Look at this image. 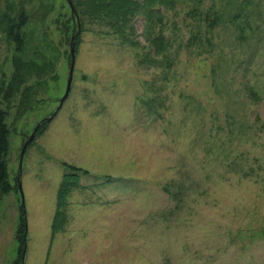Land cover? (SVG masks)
Listing matches in <instances>:
<instances>
[{"label":"rangeland","instance_id":"obj_1","mask_svg":"<svg viewBox=\"0 0 264 264\" xmlns=\"http://www.w3.org/2000/svg\"><path fill=\"white\" fill-rule=\"evenodd\" d=\"M70 1L0 0V14L28 23L19 52L0 18L12 186L0 193V264H264V0L235 22L236 0L147 4L168 10L166 31L147 5L124 28ZM194 8L216 28L189 19ZM160 29L174 39L163 51ZM38 48L50 73L16 78Z\"/></svg>","mask_w":264,"mask_h":264},{"label":"trees","instance_id":"obj_2","mask_svg":"<svg viewBox=\"0 0 264 264\" xmlns=\"http://www.w3.org/2000/svg\"><path fill=\"white\" fill-rule=\"evenodd\" d=\"M155 2L156 0H142V1L140 0H92L90 1V6L92 9L102 12L103 15L100 16L101 18L114 20V23H113L114 25L125 28L126 26L128 27L131 24V21L134 20V18L137 15L141 14V12L145 10V7L147 4L151 6V5H154ZM160 2L162 5H164L165 8L172 10L174 12L177 9L176 7H177V4L179 3V0H160ZM200 3H201V0H198V4ZM251 6L253 7L258 6L257 0H236L235 2H233V8L239 11H237V13L234 14L231 21L235 22L236 20L241 19L243 16H245L246 18L248 16L250 17V15L252 14V11L249 10V8ZM146 10L147 11H145L144 13L146 17L149 19V21H150V17L152 19L154 17L153 15L158 14L156 21L162 25L165 31L170 28L169 27L170 24L168 23V21H165V20L170 19L169 14H167L168 10L166 12H164L163 10L162 11L156 10L155 12L153 9H149L148 5H147ZM24 12L25 10L22 11V13ZM174 13H177V12H174ZM186 16L189 19H194V20H197L198 17L200 16L199 19H203L204 22H207L210 30H214L220 22L219 20L220 18L218 16H214V14L211 15L210 13L209 14L203 13L202 15V13L200 12L198 8L189 10ZM0 18L2 21L1 27L3 29L1 31L5 33V35L10 41V44L14 43L17 45V51L19 52L22 51L20 46L23 47L24 40L22 39L19 31L17 32V35H15L14 32L16 30L21 31L22 29L28 27L27 21L20 22L18 21L19 19H16V18L14 19V18L9 17L8 13L4 11L0 14ZM17 23H19V25H17ZM172 25L173 27H175L176 23H173ZM247 26H249L248 23H247ZM163 29H160L158 36H155L153 39V43L157 45L158 50H162V51L165 48H168L169 46H171V43L174 42V39L172 40L167 39L166 36L163 35ZM118 31L121 33L120 30ZM23 34L25 35V37H27L26 32ZM240 40L248 42L247 38H245L242 33L240 35ZM200 41H201V38H200L199 33H195V34L193 33L192 37L189 40V43L200 42ZM43 45L44 44H42V46ZM39 59H42L41 60L42 63L38 61ZM47 60H50L49 56L45 54L44 52H40V48H38V51L34 53V58L30 62L21 63V64L15 63L16 69H15L14 76L16 78H20V80L22 81V77L25 74V69L27 68L34 69L36 66L38 67V65H40V69H39L40 71L42 72L47 71V73L49 74L50 68H52V65H49L47 63ZM167 65L170 66V63L167 62ZM11 85H12V82H11ZM251 96L257 97V94H251ZM231 118L235 119V117H231ZM9 135H10V131H9V127L7 124V114L0 106V193L1 194H7L12 189V186L9 181V171H8V163H7V154L9 151ZM71 169L75 172L80 171V169L75 168V167H71ZM71 177H75V175ZM69 178L70 177L67 176L65 178L66 180L61 185V189L59 193V203L60 204H62V202L66 200L69 190L71 188L70 183L72 182ZM67 179H69L70 181H68ZM72 184H75V183H72ZM23 209H24V206H22V210ZM20 229H21L20 237L23 243V238H25V233H26V221L25 220H24V223L21 224Z\"/></svg>","mask_w":264,"mask_h":264},{"label":"water","instance_id":"obj_3","mask_svg":"<svg viewBox=\"0 0 264 264\" xmlns=\"http://www.w3.org/2000/svg\"><path fill=\"white\" fill-rule=\"evenodd\" d=\"M69 4L72 6V2L69 0ZM73 8V7H72ZM71 55H72V64H71V70H70V74H69V79H68V87H67V92L65 97L62 99L61 103L63 104L66 99L69 96V93L71 91V85H72V81H73V77H74V70H75V64H76V60H75V47H74V41L71 44ZM60 109V108H59ZM53 118V117H52ZM52 118H50L48 120V122H50L52 120ZM35 134L32 135V137L30 138V140L25 144V148L23 150V153L21 155V162H20V176L18 178V186H19V190L21 192L22 195V199H23V206L25 204L24 202V193H23V186L21 183V175H22V169H23V159H24V155H25V151L27 149V147L29 146V144L32 142V140L34 139ZM25 255V252H24Z\"/></svg>","mask_w":264,"mask_h":264}]
</instances>
